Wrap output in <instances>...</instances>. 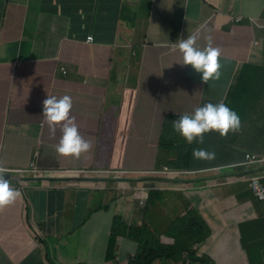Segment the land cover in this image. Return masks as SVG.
I'll use <instances>...</instances> for the list:
<instances>
[{
    "label": "crops",
    "instance_id": "0c3cea01",
    "mask_svg": "<svg viewBox=\"0 0 264 264\" xmlns=\"http://www.w3.org/2000/svg\"><path fill=\"white\" fill-rule=\"evenodd\" d=\"M188 2L0 0V166L12 171L21 192L19 199L0 207V264H109L106 250L116 214L133 227L146 223L154 229L157 224L153 212L146 219L144 197L137 192L146 183L160 186L163 179L101 178L95 183L90 178L49 176L32 181L30 174H19L32 162L49 171L116 169L132 175L172 162L185 165L195 140L187 142L173 128L179 116L206 101L249 110L256 106L254 101L240 99H246L241 90L251 84L257 85L253 99L264 107V50L257 46L264 38V0L216 1L224 11L202 31L201 40L203 45L213 40L226 54L220 56L219 79L208 85L192 69L177 67L181 53L170 48L178 38L194 35L211 17H190L184 7ZM232 15L246 20L233 22ZM89 36L93 43L87 42ZM65 94L72 98L70 115L80 134L92 143L79 157L56 153L61 127L53 133L42 116L47 95ZM116 102L130 110L112 117L108 109ZM242 123L248 122L243 118ZM163 126L175 143L168 151L158 143ZM253 137L254 144L235 131L203 139L201 147L214 152L215 158L191 159V168L218 167L244 161L246 154H264V129ZM138 155L139 161L132 164ZM155 156L164 161L149 169L146 157L151 165ZM112 185L113 190L103 189ZM169 185L181 190L212 230L199 246V255L207 254L215 264H264V217L246 183H229L218 173ZM97 194L101 207H93ZM252 238L255 250L250 247ZM160 239L173 243L163 235ZM138 246L119 237V263L126 264ZM156 264L196 263L183 255L180 262L163 256Z\"/></svg>",
    "mask_w": 264,
    "mask_h": 264
},
{
    "label": "clouds",
    "instance_id": "9594fccd",
    "mask_svg": "<svg viewBox=\"0 0 264 264\" xmlns=\"http://www.w3.org/2000/svg\"><path fill=\"white\" fill-rule=\"evenodd\" d=\"M194 1L197 2L196 8L193 7ZM184 7L190 17H197L200 15V20L209 15H211V17L208 21L201 25L199 30L194 35L188 34L185 38H178L176 42H172L170 48L171 50H176L181 53L182 62L179 61L177 67H180L183 70H186L185 67L192 69L196 73L200 74V82L208 85L210 80L219 79L221 67L220 56L226 53L224 49L212 43L213 40H210L207 44L203 45L201 33L210 27L211 23L217 19L218 15L222 14L224 9L222 7H218L216 2L212 0H189L188 5H184ZM229 18L231 21L236 23H243L246 20L244 16L238 15H232L229 16ZM251 21L256 24H261L259 20L254 18L251 19ZM89 37H87V42ZM93 42L94 38L92 42L88 43ZM257 46L264 50V38L260 39ZM62 71L63 74L67 73L64 68ZM238 81H241L242 84L243 78H239ZM260 98L264 101V93L260 95ZM251 101H254V105L256 106L251 107L248 112L255 118L260 115V123L264 127V123H262V121H264V107H262L259 99L255 101L252 98ZM72 106V98L67 94L61 97L47 95L43 101L42 116L48 123L50 131L55 133L56 128L58 126L61 127L62 135L60 136L59 142L54 147L56 153L64 157H79L82 153L88 152L92 147L91 141L86 140L80 134L74 118L70 115ZM255 108H260L261 112L257 111L251 113L250 110ZM242 125V119H240L237 112L231 109L228 104L223 101L215 104L206 101L201 106L195 108L192 113L183 114L179 116L177 120L173 121V128L178 131L187 142L191 143L194 140L197 141L195 143L196 147H192L194 144L190 146L192 147L191 159L196 160H213L215 158L214 152L201 147L203 139L210 136H226L230 131L242 133ZM190 149L188 152H190ZM184 159L186 160V164H189V167H185L186 164L182 165L183 167L176 168H171L170 165V167L162 166L160 168L156 166V169L149 168L151 170L147 169L137 171L134 175L127 170L116 169H67L55 170L54 172L57 174L56 177L59 178L64 176L65 179L67 176H71L74 181H76L75 177H78L79 181H82L84 178H90L91 180H95V183L101 178L110 179L112 181L118 180L121 182L129 180L137 181L139 179L165 180V182L160 186H152L149 185L150 183L145 182L146 185L137 193H140L144 197V200H141V203H143L144 207H146V214L150 213L147 212V200L149 190H152L153 187L162 188L175 194L171 200H167L168 203L164 205L159 212L153 214L154 219L157 220V224H155V226L158 225V219L162 216L170 225L171 222H174L171 218L172 214L179 215V227L176 230H173V232L167 231L163 236L173 241L171 245L174 244V241L178 237V239L182 241V245L177 248L176 252L172 254L171 257H167L174 262H180L182 260V256L186 255L190 261L196 264H215L207 254H198L199 246L205 243L212 234L210 226L199 211L190 205L181 190H177L169 184L173 185L174 181L178 179L195 178L199 175H216L218 173H224V175L227 176V182L229 183L234 182L236 179V181L247 184L251 194V200L255 204L257 212L264 217V154H246L244 161L242 160L234 163H227L218 167L212 166L200 169L191 168L192 160L190 158L184 157ZM165 168H167V171H165ZM7 169L3 165L0 166V207L7 206L21 197V192L17 189V185L14 186V184L18 183V181L12 176V171ZM19 172L20 175H24L23 173L30 174V180L32 181H35V179L46 180L47 177L51 176L50 172L45 174L44 170L38 168L35 162H32L26 169L19 170ZM146 173L152 176L147 175ZM112 188H114V185L110 187H103L105 191L113 190ZM124 194L126 193L122 192V195ZM128 194H130V191H128ZM189 211H192L191 216L182 221V218L188 216ZM115 216L122 217L125 224L131 226L127 224L122 215L116 214ZM146 219H148V215L146 216ZM135 228H140V230L134 231L133 235L126 238L133 241L137 236H139V234L144 232L147 235V239L154 238L161 241L160 238L157 239L155 237V230L151 229L146 223ZM112 237L113 232L110 233L109 239H112ZM119 237L124 236H119L118 234L115 235L117 240ZM138 253L139 247L137 253L131 255L126 260V264H131L130 261L134 259L135 256H138ZM117 258H119L118 254ZM117 258L115 262L106 261L109 262V264H120ZM154 264H156V262H154Z\"/></svg>",
    "mask_w": 264,
    "mask_h": 264
},
{
    "label": "trees",
    "instance_id": "16d2710c",
    "mask_svg": "<svg viewBox=\"0 0 264 264\" xmlns=\"http://www.w3.org/2000/svg\"><path fill=\"white\" fill-rule=\"evenodd\" d=\"M239 88H242V86L240 87L239 85ZM256 88H257L256 84H251L247 86L246 91L242 89L241 91L245 93L246 99L244 97H242L241 99L246 101H251L253 98V95L251 93L255 91ZM260 110H261L260 108L259 109L255 108V109H251L250 112L253 113ZM236 112L239 115L240 119L244 118L245 122H248L247 124L241 126V132L243 134L244 139L247 138L250 141H252V144H254L256 140V138L253 137L254 133L263 130L264 127L258 125V123L261 124L260 120L258 121V119L251 116L248 110L241 107L239 110H236ZM165 130L166 128L163 126L160 130V136H159L161 137V141L159 139L158 143L160 142L163 144L165 135H169L168 134L169 130H167L166 133ZM196 142L197 141L193 142L194 145L192 147L196 146L195 145ZM166 145L174 146L175 143L170 141L169 143H166ZM163 149H164V145H163ZM191 155H192V148L190 149V152H187L186 157L191 159ZM170 166L171 168L183 167L182 165H178L177 162L170 163ZM185 167H189V164H186ZM174 196L175 194L173 192H170L162 188L153 187L152 190H149V195L147 200V212H153V214H156L161 210V208L164 205L168 203L167 200H171ZM191 212L192 211H189L188 216L182 218V221L189 218L191 216ZM179 224H180L179 219H176L174 222L170 223V226L167 231L173 232V230H176L179 227ZM137 230H140V228L128 226L125 224L122 217L115 216L111 228V232H113V237L112 239L110 238L108 241L106 260L111 262L116 261L117 241H118L117 238H115L116 234H118L119 236L129 237L130 235L134 234V231ZM256 241H258V239ZM133 242L135 243L138 242L139 255L135 256V258L130 261L131 264H154V262L160 260L161 258H163V256L171 257V255L176 252L177 248H179V246L182 245V241L178 239V237L174 241L173 245L167 246L161 243V241L156 240L154 238L147 239V235L144 232L139 234V236H137L133 240ZM250 247L251 249L255 250V242L253 238Z\"/></svg>",
    "mask_w": 264,
    "mask_h": 264
},
{
    "label": "rangeland",
    "instance_id": "374dc122",
    "mask_svg": "<svg viewBox=\"0 0 264 264\" xmlns=\"http://www.w3.org/2000/svg\"><path fill=\"white\" fill-rule=\"evenodd\" d=\"M212 1L216 2V1H218V0H212ZM193 7H195V8L197 7V2H196V1L193 2ZM129 110H130L129 107H121V106H120V103H119V102H116L115 104H113V105L110 106V108L108 109V112H109V114H110L112 117H117V116H118L119 114H121L122 112L129 111ZM171 139H172V138H171L170 135H165V137H164V142H163L164 150H169V149L172 147V146H170V145H166V143H169ZM150 153H151V152H150ZM139 156H140V155L135 156L134 158H132V159H131V163H132V164L137 163V162L139 161ZM163 161H164V158L158 159V158L155 156L151 165H149V162H148L147 157H146V161H145V163L147 164V167L149 166L148 168H153V167H156L159 163H162ZM158 162H159V163H158ZM112 163H113V164H118L117 161H113ZM49 172L51 173V176H54V177L57 176V174H56L54 171H49L48 169H44V173H45V174H47V173H49ZM146 174H147V173H146ZM147 175H150V174H147ZM150 176H152V175H150ZM14 186H16V183L14 184ZM242 187H243V186H242ZM18 190H19V189H18ZM175 191H177V190H175ZM117 192H118V191H115V192H114L115 196L117 195ZM97 193L99 194L100 192H97ZM98 194H97V197H96V195L93 196V201H95V202L93 203V207H101V206H102L101 203L99 202V201H100V198L98 197ZM171 218H172V221H175L176 219L179 218V215H174V214H172ZM0 224H1V223H0ZM4 225L6 226V224H4ZM169 226H170V225L166 222V219H165L163 216L160 217V218L158 219V225H157V226L154 225V230H155V231H154V235H155V237H156L157 239H159L162 235H164V234L167 232Z\"/></svg>",
    "mask_w": 264,
    "mask_h": 264
},
{
    "label": "built area",
    "instance_id": "2783aa9c",
    "mask_svg": "<svg viewBox=\"0 0 264 264\" xmlns=\"http://www.w3.org/2000/svg\"><path fill=\"white\" fill-rule=\"evenodd\" d=\"M93 41V38L92 37H89L88 38V42H92ZM165 171H167V168H165Z\"/></svg>",
    "mask_w": 264,
    "mask_h": 264
},
{
    "label": "water",
    "instance_id": "95a60500",
    "mask_svg": "<svg viewBox=\"0 0 264 264\" xmlns=\"http://www.w3.org/2000/svg\"><path fill=\"white\" fill-rule=\"evenodd\" d=\"M7 178V177H6Z\"/></svg>",
    "mask_w": 264,
    "mask_h": 264
}]
</instances>
